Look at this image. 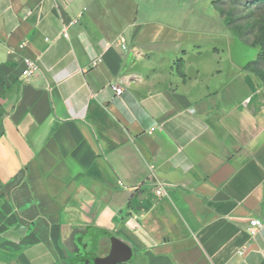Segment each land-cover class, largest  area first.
<instances>
[{
    "label": "crops",
    "instance_id": "0c3cea01",
    "mask_svg": "<svg viewBox=\"0 0 264 264\" xmlns=\"http://www.w3.org/2000/svg\"><path fill=\"white\" fill-rule=\"evenodd\" d=\"M202 1L0 0V264H264L260 49Z\"/></svg>",
    "mask_w": 264,
    "mask_h": 264
},
{
    "label": "trees",
    "instance_id": "16d2710c",
    "mask_svg": "<svg viewBox=\"0 0 264 264\" xmlns=\"http://www.w3.org/2000/svg\"><path fill=\"white\" fill-rule=\"evenodd\" d=\"M212 4L241 42L260 49L258 58L248 63L245 70L264 83V30L257 32L253 26H242L251 17L264 19V0H215Z\"/></svg>",
    "mask_w": 264,
    "mask_h": 264
},
{
    "label": "built area",
    "instance_id": "2783aa9c",
    "mask_svg": "<svg viewBox=\"0 0 264 264\" xmlns=\"http://www.w3.org/2000/svg\"><path fill=\"white\" fill-rule=\"evenodd\" d=\"M64 37L68 38L69 34L65 31ZM40 66L38 60H33L31 58H26L25 60V69L23 71V77L26 79L32 78L37 72H39ZM112 89L115 91L116 95H121L124 91V88L116 84L111 85ZM157 196L162 197L165 195V190L160 188L156 192ZM250 234L254 236L256 232L263 227L264 223L259 219L251 220Z\"/></svg>",
    "mask_w": 264,
    "mask_h": 264
},
{
    "label": "rangeland",
    "instance_id": "374dc122",
    "mask_svg": "<svg viewBox=\"0 0 264 264\" xmlns=\"http://www.w3.org/2000/svg\"><path fill=\"white\" fill-rule=\"evenodd\" d=\"M199 4L205 5V6H208V7L210 5L209 0L202 1ZM242 26H244V27L253 26L257 32H260V31L264 30V19L263 18H258L257 19V18H252L251 17V18H248V20L244 24H242ZM259 83H260L261 92L264 95V83L260 82V81H259ZM111 250H112V248H110V251ZM109 256H110L109 258H111L112 263H115L118 260L119 254H117L115 252L114 253L112 252Z\"/></svg>",
    "mask_w": 264,
    "mask_h": 264
},
{
    "label": "water",
    "instance_id": "95a60500",
    "mask_svg": "<svg viewBox=\"0 0 264 264\" xmlns=\"http://www.w3.org/2000/svg\"><path fill=\"white\" fill-rule=\"evenodd\" d=\"M91 247V243L85 244L84 249ZM98 255L92 257L91 259H79L75 261L73 264H109V257L107 256V252L105 249L100 248L97 251Z\"/></svg>",
    "mask_w": 264,
    "mask_h": 264
},
{
    "label": "flooded vegetation",
    "instance_id": "af4514ba",
    "mask_svg": "<svg viewBox=\"0 0 264 264\" xmlns=\"http://www.w3.org/2000/svg\"><path fill=\"white\" fill-rule=\"evenodd\" d=\"M92 257H94V256H92V255L91 256H86L85 258L86 259H91Z\"/></svg>",
    "mask_w": 264,
    "mask_h": 264
}]
</instances>
